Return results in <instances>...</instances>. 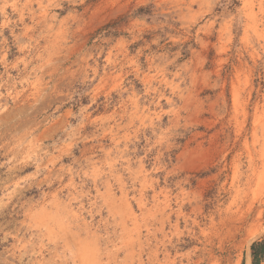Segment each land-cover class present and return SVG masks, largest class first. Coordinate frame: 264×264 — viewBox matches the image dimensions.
I'll return each mask as SVG.
<instances>
[{"label": "rangeland", "instance_id": "1", "mask_svg": "<svg viewBox=\"0 0 264 264\" xmlns=\"http://www.w3.org/2000/svg\"><path fill=\"white\" fill-rule=\"evenodd\" d=\"M262 240L264 0H0V264Z\"/></svg>", "mask_w": 264, "mask_h": 264}, {"label": "trees", "instance_id": "2", "mask_svg": "<svg viewBox=\"0 0 264 264\" xmlns=\"http://www.w3.org/2000/svg\"><path fill=\"white\" fill-rule=\"evenodd\" d=\"M252 250V264H258L260 259L264 256V240L254 242L251 246Z\"/></svg>", "mask_w": 264, "mask_h": 264}, {"label": "bare ground", "instance_id": "3", "mask_svg": "<svg viewBox=\"0 0 264 264\" xmlns=\"http://www.w3.org/2000/svg\"><path fill=\"white\" fill-rule=\"evenodd\" d=\"M131 213H132V212H131ZM259 215H261V213H260ZM244 219H245V218H244ZM242 220H243V219H242ZM242 220H241V221H242ZM239 223H240V221H239ZM243 223H244V222H243ZM243 223H242V224H243ZM244 224H245V223H244ZM241 226H243V225H241ZM253 232H254V230H252V229H251V230H249V235H252V234H253Z\"/></svg>", "mask_w": 264, "mask_h": 264}]
</instances>
